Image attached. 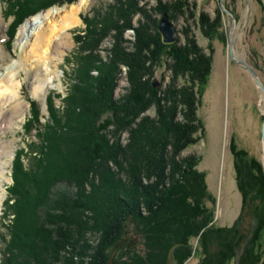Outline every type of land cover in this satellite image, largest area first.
<instances>
[{"label": "trees", "instance_id": "obj_1", "mask_svg": "<svg viewBox=\"0 0 264 264\" xmlns=\"http://www.w3.org/2000/svg\"><path fill=\"white\" fill-rule=\"evenodd\" d=\"M23 1L16 23L51 4L76 0ZM132 6L119 3L102 16L87 20L85 38L77 41L81 44L79 70L66 99L71 108L65 109L64 116L53 110V125L47 123L44 132L37 133L41 144L29 145L33 148L29 169L23 165V151L16 154L4 211L5 217L14 214V219L5 223L6 232L0 233L4 244L1 264H79L72 258L75 248L84 263L106 264L108 249L118 243L129 221L140 226L147 256H131L129 262L122 256V264H166L170 253L182 264L191 256L192 239L200 246V264H229L236 258L237 264H264V178L260 164L232 144L242 210L232 227L217 228L212 225L215 210L208 206L214 205L215 199L208 191L206 174L197 170L200 160L195 155L182 157L187 147L198 142L196 135L204 134L197 117L198 96L204 93L211 74L212 55L204 54L188 35L184 45L163 44L155 20H151V34L144 24L137 30L135 51L128 53L121 22L129 21L128 8ZM160 7L156 11L169 12L168 5ZM112 34L110 62L95 65L101 60L91 58L97 47L93 43ZM86 50L90 53L83 55ZM164 57L169 60L171 81L157 89L145 75L153 78ZM148 61L151 66H147ZM120 64L128 66L131 86L124 100H115L113 89ZM92 71L99 76L92 77ZM181 77L187 83L179 86ZM152 106L156 116L141 117ZM38 112L36 106L29 127L31 122L39 123ZM109 126L114 127L116 136L130 131L126 146L109 140L103 131ZM34 130L30 127L29 133ZM55 130L67 133L69 147L63 163L53 167L46 178L49 159L54 160L56 153L51 140ZM47 131L51 133L47 135ZM57 179L76 187L74 196L59 194L51 201L48 193ZM18 227L22 235H18ZM89 231L100 234L96 248L85 239Z\"/></svg>", "mask_w": 264, "mask_h": 264}, {"label": "rangeland", "instance_id": "obj_2", "mask_svg": "<svg viewBox=\"0 0 264 264\" xmlns=\"http://www.w3.org/2000/svg\"><path fill=\"white\" fill-rule=\"evenodd\" d=\"M22 2L24 1L0 0V72L13 59L18 58L19 55L16 51L17 33L28 19L53 7L61 8L60 12L63 15L64 11L69 10L70 6L76 5L80 0L73 3L64 1L65 3L51 4L30 16L22 17L21 21L16 23V13L19 11ZM119 3L127 4V6L130 3L133 5L128 8L129 21L127 22L125 19L121 22L123 45L128 53L135 51L134 43L137 41V30L142 28L143 24L149 27L148 31L151 34V20H155L159 25L163 16L168 14L169 21L176 27V42L184 45L188 35L196 41L204 54L212 55L211 74L204 87V93L202 96H198L197 117L203 124L204 134L198 133L196 135L199 138L198 142L182 152V157L196 155L200 160L197 170L206 174L208 191L215 199L214 205L208 203V206L215 210L212 225L217 228H230L241 214L242 195L238 190L235 178V158L231 152L233 143L237 149L245 150L250 157L260 164L264 178V142L262 139L264 120V0H85L77 16L81 21L80 27L77 26L69 31L73 47L66 52L62 61L58 63L57 70L53 72L55 75L51 80L53 88L48 89L46 87L37 96H33L34 87L32 84L34 81L32 74L26 70L25 66L17 69L20 71L18 79L22 83L18 100L21 103V110L14 115L16 118L11 123H8L7 119L6 124H3L5 129L0 130V152H3V155L0 156L1 234L6 232L3 227L5 223L14 219V214H11L8 219L3 212L9 196L8 188L13 183L14 157L23 151L26 155L22 157L24 167L29 169L33 165L32 160L29 159V155L33 154V148L29 145L41 144V139L37 133L44 132L47 123H50V127L53 125L52 120L54 119H51V116L55 111L64 116L65 109L71 108L69 103H66V99L74 84V76L79 70L77 56L80 54L81 44L77 41H80L79 37L85 38L87 20L89 22L98 15L102 16L103 13L117 7ZM161 5H168L169 12L160 13L156 11L161 8ZM214 28H216L215 31ZM9 33L12 35L11 39H8ZM160 38L162 40L161 35ZM93 44L97 47L91 58L93 61L101 60L94 64L100 66L103 62H110V51L114 44L113 34L97 40ZM89 53L86 50L82 54ZM168 63L169 60L164 57L161 64L154 69V77L151 78V74H146L145 80L150 81V83L153 82L157 89L165 87L171 81ZM148 65L151 66L150 61H148ZM119 68L118 77L114 82L113 98L124 100L131 86L128 79L129 68L124 64H120ZM90 75L92 77L99 76L97 71H92ZM177 83L182 86L187 83V79L181 77ZM197 89L199 90V87L196 86L195 91ZM32 103H36L38 107L39 123L31 122L30 127H34L35 130L29 133L28 123L34 118L33 112L36 107L32 106ZM80 109L82 112V108ZM9 115L10 112L7 109L4 112V117ZM146 116L155 117L156 108L152 106L141 114V117ZM26 124L28 125L27 128ZM103 131L111 142L119 141L120 144L126 146L130 140V131L121 132L117 136L113 126H109ZM55 132L51 139L54 141L51 142L53 144L52 150L56 153L54 160L49 159L46 178L53 172V167H59L63 163L65 159L63 156L68 152L69 147L65 139L67 133L64 134L65 131L58 130ZM50 133L47 131V135ZM43 144L45 146L46 142ZM4 147L6 148L4 149ZM110 165L113 167L112 163ZM114 169L116 170L115 166ZM57 180V183L50 186L48 193L51 201L55 195L58 196L59 194L74 196L77 191L76 187L67 181ZM90 188V186H86L88 191ZM134 223L129 221L125 224L124 234L118 243L107 251L106 264L116 250L120 251V257L115 264H119L120 261L121 264L123 263L122 256L126 262L132 260L131 256H147V250L144 246L147 241L140 232V226ZM20 224V227H24L22 222ZM21 231V228L18 227V235H22ZM97 234H92L89 231L85 236L91 248H96L99 244L100 234ZM23 240H27L25 236H23ZM3 245V239L0 237V264ZM190 245L192 247L191 256L182 264H200L203 257L198 240L192 239ZM115 247H117L116 250ZM77 253L79 254L80 250L73 249V260L79 264H87L84 263V258H80ZM174 259L173 254L170 253L167 256L166 264H179ZM237 262L238 259L236 258L229 264H237Z\"/></svg>", "mask_w": 264, "mask_h": 264}, {"label": "bare ground", "instance_id": "obj_3", "mask_svg": "<svg viewBox=\"0 0 264 264\" xmlns=\"http://www.w3.org/2000/svg\"><path fill=\"white\" fill-rule=\"evenodd\" d=\"M84 2L85 0H80L76 5L70 6L69 10L64 11L63 15L60 12L62 9L57 7L40 12L28 19L18 30L16 51L19 56L13 59L12 62L6 65L5 69L0 72V130L3 128L5 129L3 124H6L7 119L8 123H11V121L16 118L14 115L21 110V103L18 102V100L20 98L19 89L22 88V83L21 80L18 79L20 72L17 70L18 68H23L25 66L26 70H29L32 74L34 81V84H32V87H34L32 92L33 96H37L46 87L48 89L53 88V83L51 82L53 77H55L53 72L57 70L58 63L62 61L66 52L73 47L69 31L81 24L77 16ZM7 109H9L10 115L4 117V112ZM5 148L6 147H4V149ZM1 155H3V152H0V156ZM81 224L83 225V223Z\"/></svg>", "mask_w": 264, "mask_h": 264}, {"label": "water", "instance_id": "obj_4", "mask_svg": "<svg viewBox=\"0 0 264 264\" xmlns=\"http://www.w3.org/2000/svg\"><path fill=\"white\" fill-rule=\"evenodd\" d=\"M158 32L162 37L164 44H173L176 42V27L173 23L169 21L168 14H165L158 25ZM262 139L264 142V120L262 127ZM117 247H115L116 250ZM115 253L110 258L108 264H115L116 260L120 257V251H114Z\"/></svg>", "mask_w": 264, "mask_h": 264}]
</instances>
